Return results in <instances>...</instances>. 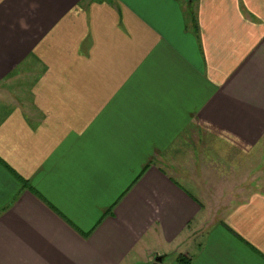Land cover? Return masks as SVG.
<instances>
[{
  "label": "crops",
  "instance_id": "1",
  "mask_svg": "<svg viewBox=\"0 0 264 264\" xmlns=\"http://www.w3.org/2000/svg\"><path fill=\"white\" fill-rule=\"evenodd\" d=\"M22 77L0 88V264H264V178L207 223L176 162L199 127L264 140V0H0V87Z\"/></svg>",
  "mask_w": 264,
  "mask_h": 264
},
{
  "label": "rangeland",
  "instance_id": "2",
  "mask_svg": "<svg viewBox=\"0 0 264 264\" xmlns=\"http://www.w3.org/2000/svg\"><path fill=\"white\" fill-rule=\"evenodd\" d=\"M189 22L191 23L190 19ZM25 83L27 79L24 77L8 80L0 87L4 90L1 92L8 98L20 96ZM2 108L1 106L0 109ZM179 145L182 148L176 158L177 165L193 164L192 169L195 167L203 179L200 180V189L205 197L202 204L206 211L204 213H207L205 220L207 223L215 222L219 216L229 211L231 205L238 204L246 197L245 194L254 191V185L248 184L250 181H255L254 176L259 174L264 178V140L259 144L260 146L246 149L209 132L203 126L199 127L197 132L194 131L191 135L189 133ZM143 174L144 172L139 178ZM245 175L247 180H244ZM259 188L264 190L263 185ZM194 240L196 243L201 242L202 234L197 235ZM151 246L153 247L154 244L152 243ZM189 252L190 256L196 254L197 249L193 244L190 245ZM166 264H169V261Z\"/></svg>",
  "mask_w": 264,
  "mask_h": 264
},
{
  "label": "trees",
  "instance_id": "3",
  "mask_svg": "<svg viewBox=\"0 0 264 264\" xmlns=\"http://www.w3.org/2000/svg\"><path fill=\"white\" fill-rule=\"evenodd\" d=\"M140 175H141V174H140ZM140 175H139V176H140ZM138 178H139V177H138ZM138 178H137V179H138ZM137 179H136V180H137ZM177 260H178L180 263H183V264L186 263V262L184 261V259H182V258H180V257H178Z\"/></svg>",
  "mask_w": 264,
  "mask_h": 264
},
{
  "label": "water",
  "instance_id": "4",
  "mask_svg": "<svg viewBox=\"0 0 264 264\" xmlns=\"http://www.w3.org/2000/svg\"><path fill=\"white\" fill-rule=\"evenodd\" d=\"M155 261H156V262H160V261H161V258H160V257H157V258L155 259Z\"/></svg>",
  "mask_w": 264,
  "mask_h": 264
}]
</instances>
